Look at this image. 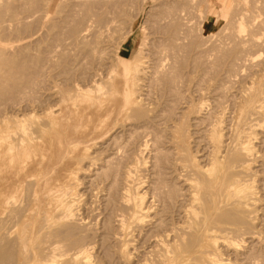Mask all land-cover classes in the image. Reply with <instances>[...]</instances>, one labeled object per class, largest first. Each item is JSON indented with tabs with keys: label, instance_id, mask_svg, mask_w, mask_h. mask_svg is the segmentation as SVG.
<instances>
[{
	"label": "rangeland",
	"instance_id": "rangeland-1",
	"mask_svg": "<svg viewBox=\"0 0 264 264\" xmlns=\"http://www.w3.org/2000/svg\"><path fill=\"white\" fill-rule=\"evenodd\" d=\"M81 1L85 2L87 5L81 4ZM28 2L26 0H0V108L1 106L4 107H2L3 111H0L3 112V114L6 113L8 115L14 111H18V113L27 114L26 122H43L46 118L43 114L44 108L53 105L57 98H59L57 95H61L60 92H62L65 97L66 93H72L71 85H73L74 81L80 84L83 83L81 85L88 87L87 85L88 83L90 84V82L89 80L87 81V79H90L88 78L90 75H87V73L91 74L93 69L97 70L98 67L101 68L102 66L104 69L108 68L109 64L114 61L111 57L113 58L114 55H116L114 52H116L117 49L127 54L129 58H132L140 44L142 46V43L143 45L145 43V45L142 46V53L147 57L151 58L157 55L162 58L163 56V61L161 60V63L164 69L160 71L161 74L159 75L164 77V79H160L157 73L156 75L155 73H148V76L145 77L148 78H143V81H141L139 85V87H142L137 92L142 99V101H140L142 104L133 108H137L134 111L133 109L132 111L127 110L122 116L123 118L120 119V117H118L120 121L117 117L113 118L112 116H108V119L106 116L107 118H105L110 120V122L107 120L108 125L111 126H108L106 133L101 136L99 140H96V143L86 151L88 158H85L77 165L80 169L76 175H74L73 183L74 198L76 199L75 213L78 220H81L83 224L77 223L78 225L80 224V226L74 228L76 222H73L74 227L70 226V228L67 229V232L70 233L65 232L68 234L65 237L73 241L67 240V242H71V245H73L72 243H77V240H80L81 243H89L91 264H142L144 257H151L149 249H153V243H151L152 237L149 235L152 236V233L163 234V228L156 227V229H154L151 225L147 224V222L155 218H160L162 224H165L164 227L169 229V227H173V225L177 226L179 223L183 224L185 221L184 217V221L180 215V217H178L177 208H173V210L169 208L166 209L165 203L167 202L165 197L174 196L173 194L179 192L181 188L173 177L174 168L170 161L173 156L174 144L181 149L183 156L194 158L193 160L200 164L206 163L208 159L206 156L209 155V148L206 146L204 136L207 132L209 123H212L214 121L213 119H221L218 127V130L221 131V137L225 142L231 140V137L236 133L237 129L238 120L235 115H237L238 108L242 103L240 93L238 92L250 86L251 81L253 82V90L259 92L264 90V41L262 40L264 39V26H260L261 24L259 25V23H264V0H28ZM75 2L76 6H74ZM87 2H89V4L94 2L95 4L93 3L89 6ZM244 3L245 6L242 5ZM80 4L84 6V10L87 9L86 12L83 11V9L80 10V7H82ZM95 9L98 10L95 11ZM83 12H96L91 14V16L94 14L92 18L97 17L94 18L95 20H100H97V22H103L99 25V23L97 24L96 21L92 20L90 17L91 20L88 19L90 22L87 20L85 21L84 19L89 15L84 13L83 15H85V17L82 18ZM74 13H76V15ZM251 13H253V15ZM12 14L14 16H12ZM172 14H174V16ZM74 16H77V18ZM69 17L71 18L69 19ZM173 17L178 22H176ZM248 17L252 18L250 19ZM243 18L245 21H243ZM256 18L261 19L260 21L263 20V22L257 19L259 23H256ZM60 20H62V22ZM170 20L172 21L169 22ZM234 20L236 22H234ZM2 22L6 25L2 24ZM160 22L161 24H159ZM250 22L253 23L251 26L249 25ZM73 23L76 25L73 26ZM88 23H90L91 26L94 25L92 30L91 26H88ZM83 24L84 27L86 25L89 27L87 28L89 31H86L87 33L84 38L87 40V42L84 40L85 44L73 38L74 36L72 35L75 33L72 31L83 28ZM231 24L234 26L231 27ZM60 25L62 26L61 28L59 27ZM175 25H180L181 29L178 27L179 30L176 31L178 28H172ZM63 27L66 28L64 29ZM248 27L251 34L245 31ZM94 28L100 29L95 30ZM112 30L113 32H111ZM172 30H174L178 36L174 35ZM69 31L70 33L72 32V34H69ZM103 31L104 33H102ZM234 31L236 32L233 34ZM89 32H93V36L95 32V34L100 33L101 36L98 34L99 36L97 37L100 38L95 39ZM123 32L125 33L123 34ZM127 32L129 33L127 34ZM229 33L230 35H228ZM256 33H259V35ZM249 34L253 35L256 43L258 39L261 40L262 43L259 41L260 45L257 44V46L254 41L250 40L252 42L250 43V41L247 40L249 39L248 37H250ZM55 35L56 37H54ZM123 35L125 37H123ZM233 35L238 38L242 36L244 39H236ZM167 36L173 39V41H169L170 39H168ZM245 36H247V39ZM229 37H231V39ZM102 38H105V41ZM53 39L55 40L53 41ZM97 39L101 42L103 40V42L100 43L102 44L101 46H98L100 44L96 45V43L99 42ZM236 40L238 42L236 43L237 45H233L232 43H235ZM246 40L249 43H247ZM213 44L215 46H213ZM247 44H249V46L250 44L252 45L248 48ZM83 45L84 47L87 45L86 48L91 47V50H95L96 52L94 51V54L98 53L97 55L100 57V61L104 62V60L101 59L105 58L111 59V61L105 59V64L101 62L103 64L97 63L99 64L97 65L93 63L96 64L93 65L89 53L91 51H88L90 48L85 49ZM234 46L240 47V51H236L238 48ZM143 47L145 49H143ZM241 47L243 49L247 47L248 49H244L243 51ZM221 48L224 50H221ZM157 50L159 53L161 52L162 55L161 53L155 54ZM234 50L239 59L235 55L233 57L232 52L227 53L232 56L226 54V51L229 52ZM245 50L248 52L243 54L242 51L245 52ZM60 51L63 52L61 53ZM87 51L88 53H86ZM63 53L64 55H62ZM66 53L68 54L66 55ZM147 54L150 55L148 56ZM106 55H109V57ZM80 56L84 57L81 58ZM79 57L81 61L78 60L80 59ZM147 57L144 58L147 59ZM241 58L244 60H241ZM152 59L155 60L156 58L154 57ZM193 60L197 61L194 63ZM166 62L167 64H165ZM237 63H239L240 66L237 65ZM78 69L80 70L78 71ZM162 72H164V75ZM60 73L63 75H60ZM28 82L30 83L28 84ZM21 89L23 90L21 91ZM57 91L59 93H56ZM88 97L89 95L81 94L77 96L76 99L77 102L83 103L89 100ZM88 102H90V100L86 103ZM29 103L33 104L30 105ZM7 106H10L9 109ZM126 116L130 118L127 119L125 118ZM262 117L263 124L258 129V134L254 141V147L258 158L251 164L250 168L252 172L249 175L252 178L253 186L256 188L259 201L251 208L253 210V222H251V224L246 223L247 221L245 222L242 218L241 221H243V223L241 221V223H239L246 229L247 227L245 226H249V231L253 230L256 235L251 239L247 235L239 237L237 234L234 235L235 232H233L234 234L229 232V236H238L243 240L241 239V242H239V246L240 244L241 246L236 247V254L233 248L225 249L223 245L219 246L222 258L230 260H228L229 262L227 264H245L246 262L248 264L250 260L251 262L253 260V264H261V262H264V109ZM123 119L127 120V122H125L126 124L123 122ZM240 119L241 121L243 120V118ZM121 120L123 123H121ZM174 126L177 127V134L179 136L181 135V137L178 138L179 141H175L173 144L169 143V141L170 136H173L171 135L173 134L171 130H173V128L176 130ZM80 128H82V126ZM142 139L144 142L146 141V145L144 149L139 152V148L142 147L140 145L142 144ZM111 147L119 150L116 151V155L111 154ZM109 155L112 157L110 158ZM104 156L105 158H110L107 164L103 161ZM135 159L138 162V173L141 179L139 191L144 192L145 201H153L152 203L155 204L158 200H161L164 203L160 201L163 206L157 203L155 207L158 208L153 206L152 210L148 212V216L144 218V226L139 230L140 234L135 231L132 235V238H134L133 241L129 245H126L124 251H122L121 241L116 238L118 228L115 222L118 217L117 215H121L122 213L125 215L127 213L125 212L127 211L125 210L126 206L120 201V192H122L125 186L123 178L125 166L131 165ZM46 160H48V158ZM47 162L44 163L47 164ZM62 166L66 167V164ZM60 167L61 165L57 168ZM96 172L99 173L94 175ZM58 173L60 172L58 171ZM36 178L37 177L32 176L25 178L23 181L20 187L21 193H17L18 195L16 194V208L19 207V204H21V208L22 206L24 208L27 204H30L31 198L29 195L33 188V180ZM160 188L164 189L161 194H159L161 191ZM176 188H178L177 190L179 191L174 190ZM166 190L169 194H166ZM171 192L172 194L170 196ZM153 193L159 195L165 194L166 196L162 195L164 196L162 198L163 200L161 198L156 199L155 197L159 196ZM152 195L154 198H152ZM170 202L168 200L167 206L169 205V207L172 208ZM161 207H164L162 209L163 214L159 212L157 215H153V213L158 211ZM14 210L16 211L14 214L19 215L16 214L19 211L17 209ZM163 210H165V212H163ZM171 211H173L174 214H172ZM174 211H176V214ZM167 213H169L170 216L169 214L167 215ZM231 219L232 218H229L226 222ZM15 220H17V218L13 219V222ZM37 221L38 219L34 220L33 225H28L35 228L34 230L33 227L31 228L34 233H32L29 238L33 239L35 237V232L37 231L35 222ZM230 222L232 223V220ZM13 224L11 225V222L9 223L7 220L3 226L8 229H4L5 231L0 229V248H3L0 250L6 252L3 254L4 252L2 253L0 251V255L6 256V254H9L6 257L0 256V264H22L25 261L24 259L27 258L26 255H29L28 250L30 249V243L27 245L29 246L27 250V247H20L18 244H14L16 240H10L16 239L14 237V232L16 233L19 231L20 228L17 227H22L20 223V226L19 224ZM230 224L225 223V225ZM31 229L29 227V232H32ZM11 230L14 231L11 232ZM2 232H4V235L8 234L11 238L1 234ZM74 233L75 235H72ZM11 234H14V236ZM135 234L138 235L134 236ZM70 235L71 237L68 238ZM72 237L77 238L75 242L71 239ZM191 245H193V242H191ZM11 246H15L13 249L16 250V254L13 252L14 250L10 249L12 248ZM132 248L133 250H131ZM25 253L26 255H22ZM255 253L261 254L260 257ZM10 255L11 257H9ZM248 256L250 258H248ZM244 257L246 260L243 259ZM17 259H20L21 262Z\"/></svg>",
	"mask_w": 264,
	"mask_h": 264
},
{
	"label": "bare ground",
	"instance_id": "bare-ground-1",
	"mask_svg": "<svg viewBox=\"0 0 264 264\" xmlns=\"http://www.w3.org/2000/svg\"><path fill=\"white\" fill-rule=\"evenodd\" d=\"M26 1L28 2V0ZM178 1H181V0H178ZM80 3L87 5L85 4V2H82V1ZM87 3L90 6L94 2L91 4H89V2ZM74 4H75L74 6H76V2ZM81 4L80 6H82ZM242 5L245 6V3ZM83 7L84 6L80 7V10L83 9ZM86 10L83 9V11L85 12ZM96 10L98 9H95V11ZM69 11H73V10H69ZM85 12H83L82 15ZM92 13H96V12L85 13L86 15H89V16H87L86 17L87 19L85 18L84 20L85 21L87 20L88 22H90L88 19L93 17L94 14L91 16ZM74 14L76 15V13ZM168 14H171V13H168ZM251 14L253 15V13ZM172 15L174 16V14ZM12 16L14 15L12 14ZM74 17L77 18V16H74ZM84 17L85 15H83L82 18ZM165 17H166V14H165ZM70 18L71 17H69V19ZM94 18H97V17H94ZM94 18H92V20H95ZM248 18L251 19L252 17H248ZM257 19L258 18H256L255 22L259 23L261 19H258L259 20L258 22H257ZM97 20H95L96 23L97 24L99 23V25H101L100 23L103 21L97 22ZM172 20H170L169 22H171ZM60 21L62 22V20ZM85 21H82V22H85ZM243 21H245L244 18H243ZM176 22L178 21L176 20ZM234 22L236 21L234 20ZM260 22H263V20ZM2 24H4V22H2ZM62 24L65 25L64 23ZM159 24H161V22ZM252 24H253L252 22L249 23L250 26ZM74 25L76 24L73 23V26ZM89 25L91 26L90 23H88V26ZM180 25L179 26L175 25L172 28H175V27L180 28ZM234 25H232L231 27H233ZM259 25L264 26V23H259ZM88 26L86 25L84 27V24H83V28L72 31L73 33L75 32L74 34H72V32L70 33L69 31V34H72L74 36L73 38L85 44L84 40L86 39L84 38L86 36V33L89 31L87 29L89 28ZM103 26H104V23H103ZM59 27L61 28L62 26L60 25ZM93 27L94 25L91 26V30L93 29ZM63 28L65 29L66 27H63ZM179 28L176 29V31L179 30ZM94 29L96 30L97 28H94ZM172 31L174 35L178 36V34L174 32V30ZM245 31L250 32L249 27ZM111 32H113V30ZM235 32L236 31H234L233 34ZM92 33H90V35ZM95 33H94V36L93 34L91 36L95 37V39L100 38V37H97L99 36L98 34L100 33L98 34H95ZM102 33H104V31ZM124 33L125 32H123V34ZM128 33L129 32H127V34ZM256 34L259 35V33H256ZM228 35H230V33ZM67 36H70V35H67ZM54 37H56V35ZM123 37L125 36L123 35ZM167 37L168 39H170L169 41H173V39H171L169 36ZM246 37L247 36H245V38ZM229 38L231 39V37ZM239 38L241 39L243 37L241 36ZM239 38L236 37V39H239ZM248 38L249 39L247 38L246 39L249 41L250 40L254 42L256 41L255 38H253V35H250V37ZM54 40L55 39H53V41ZM262 40L264 41V39ZM98 41L99 42L96 43V45L102 43L100 40ZM251 41L250 43H252ZM259 41L261 40L258 39L257 43L255 42L256 46L257 44L260 45ZM236 43H238L237 40L235 41V43H232V44L234 45ZM247 43L249 42L247 41ZM92 44H95V43H92ZM58 45L61 46L60 44ZM101 45L102 44L98 46H101ZM144 45L142 43V46ZM251 45L252 44H250V46ZM142 46L140 44V46L137 48V51L132 56V58H129L127 54L117 49L116 52H114V54L116 53V55H114L113 58L111 57L112 55L110 56L111 59L114 61L111 64H109V62L107 61L109 64L108 68L104 69V67L101 65L103 69L102 67L101 68L98 67L100 69L97 68V70H95L92 67L93 69V71H91L92 73L91 74L87 73V75H90V77H88L90 79H87V81L89 80L90 84L88 82H87L88 85L86 84L88 87H84L83 85H81L83 83L80 84L74 81L73 85H71L72 93L71 92H68V94L66 93L65 94L66 97H65L64 94L60 92L61 95L60 94L57 95L59 98H57L56 102L53 105H49L44 108L43 114L46 116V118L43 122H33V123L26 122L27 114L18 113V111L17 112L14 111L8 115L6 113L3 114V112H1L3 111L2 110L3 106H1L0 108L1 110L0 111L1 112L0 113V229H3L2 231H5L4 229H8L7 227L5 228L3 226L7 220L9 221V223L11 222V225L13 223L15 225L19 223L22 224V227L20 226V224H19L20 227H17V228H20L19 231L16 233L14 232L15 236L14 234L13 235L11 234L16 239H10V240H16V243L14 244H18V246L20 247H25V248L27 247V250H28V247L30 246V249H29L30 251L28 250L29 255H26L27 252L25 254H22V255L27 256V258L24 259L25 261L22 264H91L90 263L91 259L89 255L90 249L88 246L89 243H86V244L85 242L81 243L80 240H77V243H76L75 239L77 238L72 237L71 239H73L75 243H72L73 245H71V242L73 241L65 237L68 235L65 232H67V229L70 228V226H73V222H76L75 223L76 225H74L75 227L73 226L74 228L80 226V224L78 225L77 223H82L81 220H78V217H76V213H75L76 199L74 198L75 196L74 184H73L74 175H76V173L80 169L78 168L77 165H79L85 158H88V154L86 151L96 143V140H99V138L106 133L108 126L109 127L111 126V125H108V122H110V120H108L109 119L108 116H112L113 118L120 117L121 119L123 118L122 116L126 113L127 110L132 111V109L135 108L136 106H140L142 104V102H140L142 101V99L139 97V93L137 92L142 87V86L139 87L141 81H143V78L144 79L148 78V77L145 78L146 76H148V73H151V74L155 73V75L157 73L159 75L161 74L160 71L164 69L163 68L164 66L161 63L163 56L161 58V56L159 57L157 55L155 56L152 55L156 58L155 60H153L152 58L154 57L150 58V57H147L144 53H142ZM213 46L215 45L213 44ZM250 46L249 44H247L248 48H250ZM86 47L87 45H85L84 47L85 49L90 48V50L88 51H91L89 53L91 55L92 64L93 63L100 64L101 62H103V61H100L99 59L100 57L97 55L98 53L94 54L96 52L95 50H91V47L89 48H86ZM234 47L238 48V50L236 51H240L239 49L240 47L238 46H234ZM247 47H245L244 49H248ZM65 48H68V47H65ZM143 49L145 48L143 47ZM222 49L223 48H221V50ZM233 49H236V48H233ZM241 49L244 51L242 47ZM99 50H102V49H99ZM88 51L86 53H88ZM243 51H242L243 54L248 52L246 50L245 52ZM230 52L233 53L232 54L233 57L234 55L237 57L235 50L229 51V52L226 51V54ZM64 53L62 55H64ZM157 53L160 54L161 52L159 53V51L157 50L155 54ZM67 54L68 53H66V55ZM227 55H230V54H227ZM106 56L109 57V55H106ZM144 57H147V59H145ZM81 58L78 60L81 61ZM105 59H101V60H104L103 62L104 64L106 63ZM111 59H106V60L111 61ZM242 59L243 58H241V60ZM193 61L195 63V61L197 60H193ZM80 64L83 65L82 63ZM96 64H93V65H96ZM165 64H167V62ZM237 65H239V63H237ZM79 70L80 69H78V71ZM164 72H162V74ZM60 75H63V74L60 73ZM161 78L162 80L164 79V77L160 76V79ZM29 83L30 82H28V84ZM252 83L253 82L251 81L250 86L238 92L240 93L242 103L240 104L238 108L237 115H235L237 116V120H238L237 129H236V133L231 137V140H228L227 142H225L221 137V131L218 130L221 119L220 120L213 119L214 121L212 123H209L207 127V132L205 133V136H204L206 146L209 148V155L206 156L208 158L206 163L200 164L197 161L193 160L194 158H188L186 156H183L181 149L176 144H174L175 141H179L178 138L181 137V135L179 136L177 134L178 131H177L176 126H174L176 130H174L173 127H172L173 130L170 129L171 132L173 131V134L171 133L169 134L173 136L172 137L170 136L169 143L174 144L173 146L174 151L172 153L173 156L171 157L170 161H171L172 167L174 168L173 177L177 181V183L180 185L181 188L179 189L180 191L177 190L178 188L174 189L176 191H179V192L174 191L175 192V194H173L174 196L165 197L167 199V202L165 203L167 207L166 209L169 208L173 210V208H177L179 211L178 212L176 210L178 213V217L181 216L182 219L184 217L185 221L183 219L184 221L183 224L179 223L180 225L179 224H177V226L173 225V227H169V229L164 227L165 224L164 225L162 224V220L160 218H155L151 221H148L147 224L151 225V227L154 229H156V227H161V229L163 228L162 229L163 234H160V233L153 234L152 233V236L149 235L150 237H152L151 243H153L152 245L153 249H149L150 250L149 253L151 254V257L150 256L144 257L142 264H227L230 260L227 258H222V255L219 250L220 245H223L225 249L233 248L236 254L235 249L237 246H239V242H241V239H242V238L240 239L239 237H242L243 235H247L251 239L255 237L256 235L255 232H253V230L249 231L250 229L249 226H245L247 227L248 229L247 230L246 228L242 227L243 225L239 224L241 222L243 223V221H241L242 218L245 220V222L247 221L246 223L251 224V222H253V217H252L253 210L251 208L253 205H255L257 201H259L256 188L253 186L252 178L249 175L252 172L250 168L251 164L255 161L256 158H258L257 152L255 151V147H254V141L258 134L257 132L258 129L263 124L262 112L264 109V102H263L264 101V90H261L260 92L257 90H253ZM22 90L23 89H21V91ZM56 93H59V92L57 91ZM81 94L89 95L88 99L90 100V102L86 103L89 100H86V102L84 101L83 103L77 102L76 97ZM136 109H133V111ZM106 116L108 117V119H106L107 118ZM128 116H129V113H128ZM125 118L128 119L130 117L126 116ZM240 118H243V120L241 121ZM123 120H124L123 121L124 123L127 122L126 119H123ZM123 122L121 120V123ZM81 126L82 128H80ZM143 142L144 141L142 139V144H140L142 147L139 148V152H141L146 145V141L144 143ZM110 149L112 150L111 154L113 155H116L115 154L117 153L116 151H119L118 149L116 150L112 147ZM47 158L48 160H46ZM110 158L108 157L105 158L104 156V159H103L104 163L107 164ZM44 162L45 163L47 162V164H45ZM65 164H66V167L62 166ZM59 165H61L62 169L61 167L57 168L59 167ZM58 171L60 173H58ZM138 171H139L138 162L135 159L131 165L125 166V171L123 173L125 186L122 192H120L121 194L120 201L126 206L125 207L122 204L126 208L125 210L127 211L125 212L127 213L125 215H123V213L121 215L120 214L117 215L118 217L115 222L118 228L116 238L121 241L122 251H124L126 245H129L133 241L134 238H132V235L135 231H137L136 233L140 234L139 230L142 228V226H144V218L148 216V212L152 210L153 206L154 207L157 206V203L158 204H161V202L164 203L161 200H160L161 202L158 200V202L155 204L152 203L153 202L152 200H151L152 202L145 201L144 192L139 191V188L141 186V179L139 177ZM98 173L99 172H96L94 173V175ZM32 176L37 177V178L33 180V183H34L33 188L29 195V197L31 198L30 204H27V206L24 205L25 206L24 208L23 206L21 208L20 207L21 204H19V207L16 208L15 207L16 206L15 205L16 194L21 193L20 187L23 181L25 180V178L32 177ZM160 189L161 191L159 192V194H161L164 190L163 188H160ZM165 192H167V190ZM157 193H153V194H157ZM159 194H157L159 197H155L156 199L158 198L162 199L164 197L162 195H165V194H162V195H159ZM166 194H169V192H167ZM171 194L172 192L170 193V196ZM152 198H154V196ZM168 200L169 202L171 201L170 205H172V208L169 207V205L167 206ZM161 205L163 206V204ZM155 208H158V207H155ZM163 208L161 207L160 208L161 210L159 209L158 211H155L153 215H157L159 212L162 213ZM14 209H17L19 211L18 213H16L19 215L14 214V212H16ZM165 210H163V212H165ZM33 211L35 212V214ZM176 211H174L175 214H176ZM171 212L172 214H174L173 211ZM169 213H167V215ZM15 218H17V220L13 222V219ZM229 218H232L231 220H232V223L234 222L233 224L230 222L231 220L228 221L231 224L226 222V220H229ZM37 219L38 221L35 222L36 223L35 227L37 228V231L35 232V237L32 239L29 237H31L32 233H34L31 229L33 226H28V225H31V224L33 225L34 220H37ZM225 223L230 224V225H225ZM244 225H247V224H244ZM29 227L32 232H29L30 231ZM34 229L35 228L33 227V230ZM14 230H11V232H13ZM69 231H72V230H69ZM229 232H232V233L235 232V234L234 233L233 234L234 235L237 234L239 237L238 236L233 237V235L230 233L232 235L231 237L228 235ZM67 233H70V232H67ZM1 234L4 235V232H2ZM138 234H135L134 236H137ZM72 235H75V233ZM4 236L10 237L8 236V234ZM70 237L71 235L68 238ZM67 240L71 242H67ZM191 242H193V245H191ZM29 243L30 245L27 246ZM67 243L70 245H68ZM11 247L12 248L10 249L14 250L13 248L15 246L14 247L11 246ZM133 248L131 250H133ZM15 251L16 250H14L13 252L16 254ZM1 252L2 253L4 252L3 254L6 253L5 251H1ZM251 253L250 255H252ZM255 254H258V253H255ZM7 255L9 254H6V256ZM0 256L3 257L5 255H0ZM9 257H11V255ZM245 257L243 259L246 260ZM248 258L250 257L248 256ZM20 259H17V260L21 262ZM252 262L250 260V263L248 264H253ZM245 264H247V262ZM261 264H264V262H261Z\"/></svg>",
	"mask_w": 264,
	"mask_h": 264
}]
</instances>
